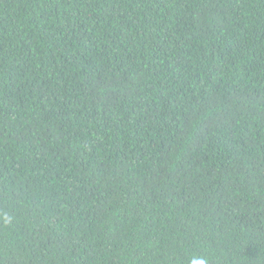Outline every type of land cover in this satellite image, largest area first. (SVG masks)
<instances>
[{
	"label": "trees",
	"instance_id": "1",
	"mask_svg": "<svg viewBox=\"0 0 264 264\" xmlns=\"http://www.w3.org/2000/svg\"><path fill=\"white\" fill-rule=\"evenodd\" d=\"M264 264V0H0V264Z\"/></svg>",
	"mask_w": 264,
	"mask_h": 264
},
{
	"label": "clouds",
	"instance_id": "2",
	"mask_svg": "<svg viewBox=\"0 0 264 264\" xmlns=\"http://www.w3.org/2000/svg\"><path fill=\"white\" fill-rule=\"evenodd\" d=\"M199 264H205V261L201 260L199 261Z\"/></svg>",
	"mask_w": 264,
	"mask_h": 264
}]
</instances>
